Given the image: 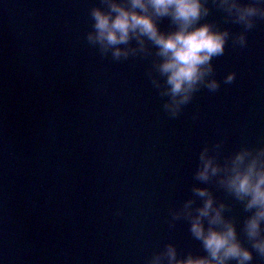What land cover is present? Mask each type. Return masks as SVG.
<instances>
[{
	"label": "water",
	"instance_id": "water-1",
	"mask_svg": "<svg viewBox=\"0 0 264 264\" xmlns=\"http://www.w3.org/2000/svg\"><path fill=\"white\" fill-rule=\"evenodd\" d=\"M97 3L0 0V264H146L169 242L203 255L186 221L168 226L199 151L264 143V21L212 60L219 90L201 88L172 119L149 60L101 58L85 41ZM209 7L208 20L242 30ZM208 187L232 204L239 232L247 213Z\"/></svg>",
	"mask_w": 264,
	"mask_h": 264
},
{
	"label": "clouds",
	"instance_id": "clouds-1",
	"mask_svg": "<svg viewBox=\"0 0 264 264\" xmlns=\"http://www.w3.org/2000/svg\"><path fill=\"white\" fill-rule=\"evenodd\" d=\"M209 3L224 14L225 24L240 25L242 30L233 34L208 20ZM88 15L87 44L101 58L110 56L115 62L130 57L149 60L146 77L163 100L164 112L174 119L201 88L219 90L212 60L224 55L229 40L233 47L247 46L246 34L264 21V0H98ZM165 19L169 28L162 30ZM235 77L229 72L224 84ZM222 151V140L201 148L191 195L169 209V228L186 221L204 254H181L169 242L146 264H253L254 254L264 261V143L241 144L227 155ZM208 185L226 193L247 213L239 232L232 204L218 199Z\"/></svg>",
	"mask_w": 264,
	"mask_h": 264
}]
</instances>
